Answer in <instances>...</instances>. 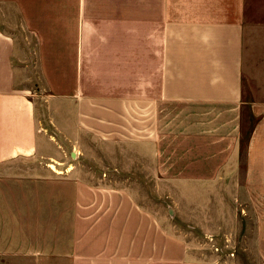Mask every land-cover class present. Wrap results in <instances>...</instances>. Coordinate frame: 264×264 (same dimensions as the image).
Listing matches in <instances>:
<instances>
[{
  "label": "crops",
  "instance_id": "1",
  "mask_svg": "<svg viewBox=\"0 0 264 264\" xmlns=\"http://www.w3.org/2000/svg\"><path fill=\"white\" fill-rule=\"evenodd\" d=\"M246 7L247 0H0V247L14 250L10 257L217 264L127 185L60 167L67 158L59 148L89 137L127 151L148 177L167 175L173 160L174 192L200 211L198 224L211 223L204 210L231 208L223 194H239L238 202L253 194L255 264H264V69L246 89ZM22 80L43 97L32 98ZM51 209L60 210L61 244L51 236L58 250H39L32 235L44 233Z\"/></svg>",
  "mask_w": 264,
  "mask_h": 264
},
{
  "label": "rangeland",
  "instance_id": "2",
  "mask_svg": "<svg viewBox=\"0 0 264 264\" xmlns=\"http://www.w3.org/2000/svg\"><path fill=\"white\" fill-rule=\"evenodd\" d=\"M244 40L247 63L248 66L250 65L253 75V77L248 75L247 78L246 89L249 90L251 84L256 85L254 79L255 74H257L256 68L263 67L264 69V0H247ZM21 84L25 89H29L27 92L32 98L39 99L43 97L33 81L22 80ZM43 125L45 126L46 123L43 122ZM85 141L81 145H62L59 148V151L65 154L67 158L66 161L60 164V167L76 166L85 172L88 179L92 181L118 186L127 185L142 205L161 215L160 218L165 220L168 230L184 234L190 239L188 243L193 245L195 250L206 251L209 256L210 252L216 254L215 262L217 264H255L253 194H247L246 199H241L240 202H238L239 194H223L231 202V208L204 210V213H210L211 218L208 221L210 220L211 223L209 226L198 224L193 221L200 220V218H197V211L199 210H191L189 203L182 202L181 197L186 194L174 192L175 162L173 160L166 162L167 175L160 178L148 177L143 173L141 162L127 161V151L124 149L121 151L120 147L111 148L108 145L97 144L93 138L89 137ZM118 156L121 159H116ZM113 157L115 158L113 159ZM179 163H176V165H179ZM56 169L58 168L56 167ZM62 174L64 173H59L57 176L61 181L67 177ZM214 204L216 207L219 205L215 201ZM59 211V209H56L54 212L51 209L49 214L53 217L49 216V220H44V224L48 226L42 224L43 227L40 225V228L45 229L44 233L32 235L33 238L40 241L39 245L43 247L39 250H51L52 247L58 250V246L54 244H61L62 235L59 232L63 229ZM237 214H239L241 222L235 218L236 222L231 225L222 223L223 216L234 218L237 217ZM202 218L207 221V219H204V214ZM52 228L54 229L53 233L56 232L54 235L51 233ZM208 228L210 231H208ZM51 236L60 238V240H55L53 244V241H50ZM30 237L27 236L25 239L29 240ZM43 238H48L49 241ZM47 244L48 246H46ZM52 244L53 246H51ZM13 251L8 246L6 248L0 247V254L3 255L0 264H51L46 259L35 262L32 259L33 257L23 258L22 260L10 257L9 255H14L10 254ZM31 251L33 250H25L28 254H31ZM56 264H62V262Z\"/></svg>",
  "mask_w": 264,
  "mask_h": 264
},
{
  "label": "bare ground",
  "instance_id": "3",
  "mask_svg": "<svg viewBox=\"0 0 264 264\" xmlns=\"http://www.w3.org/2000/svg\"><path fill=\"white\" fill-rule=\"evenodd\" d=\"M52 168H54L55 171H57L56 167H54V165H51Z\"/></svg>",
  "mask_w": 264,
  "mask_h": 264
}]
</instances>
